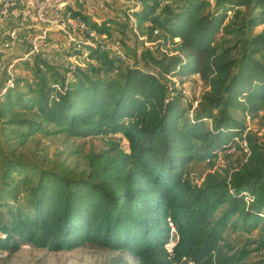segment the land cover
Returning a JSON list of instances; mask_svg holds the SVG:
<instances>
[{
	"label": "trees",
	"instance_id": "obj_1",
	"mask_svg": "<svg viewBox=\"0 0 264 264\" xmlns=\"http://www.w3.org/2000/svg\"><path fill=\"white\" fill-rule=\"evenodd\" d=\"M137 1L138 24L148 19V35L163 34L155 50L141 46L130 56L118 37L124 61L91 47L85 68L69 71L41 57L18 63L16 81H27L29 93L12 95V86L0 100V121L18 144L42 133L98 136L104 147L88 153L87 169L76 175L5 155L0 251L19 240L50 250L90 243L126 251L137 264H235L256 250L263 263L264 141L244 133L231 110L264 116V0ZM82 18L98 32L114 31L110 22ZM81 51L75 45L68 53ZM193 75L206 89L191 109L167 77ZM233 147L244 157L226 168L221 155ZM197 161L219 167L195 184L186 171ZM229 229L259 230L260 238L251 239L253 249L235 248L221 243Z\"/></svg>",
	"mask_w": 264,
	"mask_h": 264
},
{
	"label": "rangeland",
	"instance_id": "obj_2",
	"mask_svg": "<svg viewBox=\"0 0 264 264\" xmlns=\"http://www.w3.org/2000/svg\"><path fill=\"white\" fill-rule=\"evenodd\" d=\"M134 2L139 1L134 0ZM141 6L142 4L140 7ZM140 7H137L131 0H116L114 4H109L108 7L102 11L94 10L93 14L89 17V20L92 23H97L98 25L104 22H110V24L113 25V30L115 31H113V33L120 37V40L123 41L125 46L124 49L130 56L134 55V51L139 49L141 46L149 47L150 49L155 50L163 40V34L158 29V33L152 32L149 36L148 32L151 24L148 19L144 22V24H138V20L135 18L134 13H136ZM232 13V11H228V19H230ZM260 29H262V26L254 29L253 34L258 32ZM222 35L223 33L220 32L216 38L222 39ZM226 38L230 39V44L233 42L231 36H226L225 39ZM174 42H176L175 39ZM120 45L121 43H119V46ZM171 47L172 45L170 44L169 49H171ZM79 48L82 50L80 52L81 57H84V51L87 53L91 50V47L89 48V46H81ZM23 50L25 51L24 47L19 49L17 53L18 55H14V57L22 55L21 53L24 52ZM117 53L119 57L118 55L116 57L120 61L126 60L122 47ZM32 61L29 60L27 62ZM0 63H2L0 71H3V75H5L0 84L1 90L3 83L4 85L6 83V78H8V76L3 68L5 61H0ZM18 63L17 67L19 68ZM88 63H92V61L83 58L81 66L85 68ZM125 67L126 66H122L121 69L123 70ZM22 74V70L19 68V72L16 74L17 77H15V80L12 81V85L10 86H14L16 89L11 92L12 95H15L16 92H23V96L29 93L28 87L26 86L27 81H16V78L20 77ZM167 78L170 80L169 84L172 87L182 89V92L187 95L188 99H184L183 103L189 104L190 100L191 109L196 107L200 95L206 89V87L199 81L198 76L193 75L181 78ZM2 96H0V100ZM231 113L233 116L246 123L244 133L250 132L253 137L264 141L263 111H260L254 118L245 115L239 110H231ZM208 123H210V121H208ZM10 129L11 126L3 124L2 120L0 121V160H2L5 155H13L12 151H14L15 156H19L28 162H32L40 168L60 170L66 167L67 169L72 170V173L75 175L87 169L88 166L86 156L88 153L98 152L104 147L103 141L98 136L65 138L64 135L47 136L42 133H34L32 137L27 139L24 145H20L18 144V140L13 138L14 136H12ZM117 137L120 138V135H117ZM224 153H230L228 154L229 156L224 159L221 155L222 165L226 168L235 166L236 159L244 157L243 151L235 149L234 147L224 151ZM218 167L219 166H217V164L210 165L206 162L197 161L190 163L186 172L192 183L198 184L203 180V177L208 171ZM252 238H260L259 230L252 232V234L248 236L245 232L229 229L225 232L224 240L222 239L221 243H230L235 248L245 246L249 249H253L255 244H251ZM171 242L172 241L166 244V247L169 248L171 246ZM261 255L262 253L259 251H251L242 262L235 264H264V262L260 263L263 259ZM112 261H119L121 264H137L135 258L126 251L100 248L90 243L83 244L82 246L71 250H50L47 247H36L30 243L20 242L19 240L17 247L13 251H0V264H106L108 262L111 263Z\"/></svg>",
	"mask_w": 264,
	"mask_h": 264
},
{
	"label": "built area",
	"instance_id": "obj_3",
	"mask_svg": "<svg viewBox=\"0 0 264 264\" xmlns=\"http://www.w3.org/2000/svg\"><path fill=\"white\" fill-rule=\"evenodd\" d=\"M19 1H27V12H20ZM116 0H0V61H5V67L12 68L13 53L16 49L32 47V59L45 57L60 65V48L71 37H97V44L104 49L113 51L115 56L121 50L118 36L104 32L90 33L81 26V19H70L67 4L86 8L88 17L94 10L102 11ZM134 3V2H132ZM22 23H29V30H22ZM60 25V33H37V26ZM42 67V65H40ZM3 78V71H0ZM168 249V247H166ZM191 264H195L194 261Z\"/></svg>",
	"mask_w": 264,
	"mask_h": 264
},
{
	"label": "bare ground",
	"instance_id": "obj_4",
	"mask_svg": "<svg viewBox=\"0 0 264 264\" xmlns=\"http://www.w3.org/2000/svg\"><path fill=\"white\" fill-rule=\"evenodd\" d=\"M134 2V0H131ZM134 4L139 7V2H134ZM18 9L20 12H27V1H19L18 2ZM67 12L69 15L70 19H81V26L89 31L90 33H97L95 29H93L90 24L86 23L85 20L82 18L83 14L87 13V9L83 7H77L75 4H67ZM88 22V21H87ZM22 27L25 30H29V23H22ZM37 33L41 34H56L60 33V25H42V26H37ZM83 44H87L90 47H97L100 49H104V46L102 44H97V37H90V38H83V37H71V42H66L65 46H62L60 48V58H63L64 62H61L60 65L58 66H63L65 69L71 71L75 70L76 68H81V63L82 59L84 57H81V55H76V54H69L68 50L70 47H74L75 45L77 47L82 46ZM119 44V41H118ZM25 51L21 53L22 55L14 57L13 58V63H12V68L10 67H5L4 65V70L8 78H6V83L0 90V96H2L12 85V81L14 80V77L16 74L19 72V68L17 67V63L21 61H32V47H24ZM118 55V53H117ZM119 57V55H118ZM44 58L47 62L54 63L51 61V59ZM88 60V59H86ZM33 62V61H32ZM83 65V64H82ZM18 68V69H17Z\"/></svg>",
	"mask_w": 264,
	"mask_h": 264
},
{
	"label": "crops",
	"instance_id": "obj_5",
	"mask_svg": "<svg viewBox=\"0 0 264 264\" xmlns=\"http://www.w3.org/2000/svg\"><path fill=\"white\" fill-rule=\"evenodd\" d=\"M22 30H24V28L22 27ZM18 50L19 49H16V51H15V53L13 54V57H14V55H18L17 53H18ZM5 65V64H4ZM4 65H3V68H4ZM0 66L2 67V63H0ZM5 74V73H4ZM1 82H2V78L0 77V84H1Z\"/></svg>",
	"mask_w": 264,
	"mask_h": 264
}]
</instances>
